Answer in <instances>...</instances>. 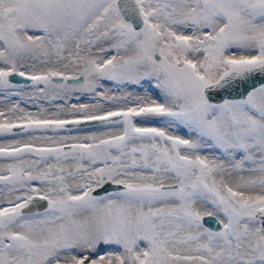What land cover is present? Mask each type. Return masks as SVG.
<instances>
[{"label": "snow or ice", "instance_id": "obj_1", "mask_svg": "<svg viewBox=\"0 0 264 264\" xmlns=\"http://www.w3.org/2000/svg\"><path fill=\"white\" fill-rule=\"evenodd\" d=\"M0 138V264H264V0H0Z\"/></svg>", "mask_w": 264, "mask_h": 264}, {"label": "water", "instance_id": "obj_2", "mask_svg": "<svg viewBox=\"0 0 264 264\" xmlns=\"http://www.w3.org/2000/svg\"><path fill=\"white\" fill-rule=\"evenodd\" d=\"M97 128H98V126L93 124V125L87 126L86 128H84V130H93V129H97Z\"/></svg>", "mask_w": 264, "mask_h": 264}, {"label": "rangeland", "instance_id": "obj_3", "mask_svg": "<svg viewBox=\"0 0 264 264\" xmlns=\"http://www.w3.org/2000/svg\"><path fill=\"white\" fill-rule=\"evenodd\" d=\"M45 106H47V105H45ZM37 109L35 108V110H32V111H36ZM85 132H95V131H97V129H93V130H84Z\"/></svg>", "mask_w": 264, "mask_h": 264}, {"label": "flooded vegetation", "instance_id": "obj_4", "mask_svg": "<svg viewBox=\"0 0 264 264\" xmlns=\"http://www.w3.org/2000/svg\"><path fill=\"white\" fill-rule=\"evenodd\" d=\"M26 106V105H25ZM29 110H35V107H30ZM3 138H0V142H2Z\"/></svg>", "mask_w": 264, "mask_h": 264}]
</instances>
